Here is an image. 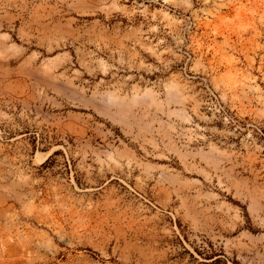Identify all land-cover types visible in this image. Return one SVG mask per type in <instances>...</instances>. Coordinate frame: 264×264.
<instances>
[{
	"label": "rangeland",
	"instance_id": "374dc122",
	"mask_svg": "<svg viewBox=\"0 0 264 264\" xmlns=\"http://www.w3.org/2000/svg\"><path fill=\"white\" fill-rule=\"evenodd\" d=\"M0 264H264V0H0Z\"/></svg>",
	"mask_w": 264,
	"mask_h": 264
}]
</instances>
